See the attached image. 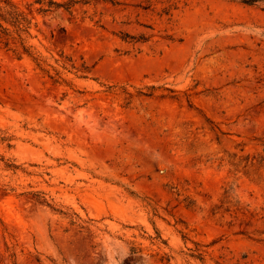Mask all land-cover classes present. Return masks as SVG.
<instances>
[{
  "label": "rangeland",
  "instance_id": "1",
  "mask_svg": "<svg viewBox=\"0 0 264 264\" xmlns=\"http://www.w3.org/2000/svg\"><path fill=\"white\" fill-rule=\"evenodd\" d=\"M11 1L0 264H264V0Z\"/></svg>",
  "mask_w": 264,
  "mask_h": 264
},
{
  "label": "trees",
  "instance_id": "2",
  "mask_svg": "<svg viewBox=\"0 0 264 264\" xmlns=\"http://www.w3.org/2000/svg\"><path fill=\"white\" fill-rule=\"evenodd\" d=\"M258 0H243L246 4H254ZM4 4L3 6L1 4ZM57 7H61V4L52 2ZM22 14L18 12L16 9V6L13 4L11 0H0V38L5 39L7 38V41H5L6 45H9V38L12 36V32L10 29L6 26H4L3 21L7 23H11L15 27H17V31H21V24L23 18H21ZM134 39L135 42H146L148 38L145 35L140 36L139 38L130 35L129 33H125V35L122 37L124 40H127V38Z\"/></svg>",
  "mask_w": 264,
  "mask_h": 264
}]
</instances>
